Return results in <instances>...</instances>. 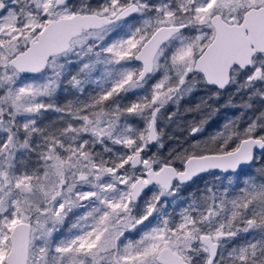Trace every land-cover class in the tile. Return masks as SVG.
<instances>
[{
	"label": "snow or ice",
	"instance_id": "1",
	"mask_svg": "<svg viewBox=\"0 0 264 264\" xmlns=\"http://www.w3.org/2000/svg\"><path fill=\"white\" fill-rule=\"evenodd\" d=\"M0 264H264V0H0Z\"/></svg>",
	"mask_w": 264,
	"mask_h": 264
},
{
	"label": "trees",
	"instance_id": "2",
	"mask_svg": "<svg viewBox=\"0 0 264 264\" xmlns=\"http://www.w3.org/2000/svg\"><path fill=\"white\" fill-rule=\"evenodd\" d=\"M225 99L226 97L224 99H221L220 104H223L225 102ZM183 107L184 105L182 104L181 112L183 111ZM173 109L174 106H170L168 110L172 111ZM224 114L231 116L237 113L233 109H228L226 113L222 112V114L219 117H217V121L222 120ZM187 119H191V117H187ZM161 121H165V120H161ZM165 122L168 123L167 121ZM216 126L217 124L213 123L211 127L207 129V132L213 131ZM160 127L163 128L165 133L164 141H163L164 148L160 150L161 155H167L170 149L177 148L179 146L186 147L188 143L192 142L191 138L188 136L187 130L182 126V122L171 123V124L168 123L165 126L161 125ZM207 132L205 133V135H207ZM199 138L200 137H197V139ZM152 150H154L153 152L157 151L156 148H153ZM217 174L219 173L217 172ZM213 180L214 177L212 175L204 174L200 178H197L195 182L191 184V187H189L186 192L182 193V195L187 196L189 193L195 191L196 189H202L206 182H212Z\"/></svg>",
	"mask_w": 264,
	"mask_h": 264
},
{
	"label": "rangeland",
	"instance_id": "3",
	"mask_svg": "<svg viewBox=\"0 0 264 264\" xmlns=\"http://www.w3.org/2000/svg\"><path fill=\"white\" fill-rule=\"evenodd\" d=\"M95 2H96V0H93V3H95ZM136 95H143V93L142 92H138ZM136 95L129 94L128 97H127V101H125V102L135 100L136 99ZM59 102L60 103H63L64 102L63 97L61 98V100ZM53 118H54V116L52 114H46L44 122L47 123L49 119H53ZM165 123H166L165 121H161L160 122V126L161 125L162 126H165L166 124H168V123H166V124ZM153 151L154 150H152V152Z\"/></svg>",
	"mask_w": 264,
	"mask_h": 264
},
{
	"label": "water",
	"instance_id": "4",
	"mask_svg": "<svg viewBox=\"0 0 264 264\" xmlns=\"http://www.w3.org/2000/svg\"><path fill=\"white\" fill-rule=\"evenodd\" d=\"M204 175V174H201V176ZM196 180V179H195Z\"/></svg>",
	"mask_w": 264,
	"mask_h": 264
}]
</instances>
